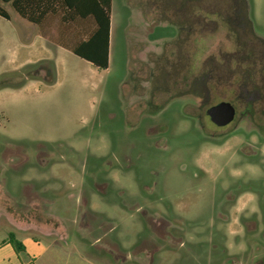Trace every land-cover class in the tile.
<instances>
[{"label":"rangeland","instance_id":"1","mask_svg":"<svg viewBox=\"0 0 264 264\" xmlns=\"http://www.w3.org/2000/svg\"><path fill=\"white\" fill-rule=\"evenodd\" d=\"M229 1L112 0L105 70L1 3V236L150 264H264L261 105L248 112L236 85L235 96L212 89L204 108L193 93L203 62L235 40L222 26L189 31L186 15L236 11ZM248 1L264 37V0ZM89 28L76 24L73 38ZM202 38L211 47L198 66ZM221 100L239 109L225 129L206 115Z\"/></svg>","mask_w":264,"mask_h":264},{"label":"flooded vegetation","instance_id":"2","mask_svg":"<svg viewBox=\"0 0 264 264\" xmlns=\"http://www.w3.org/2000/svg\"><path fill=\"white\" fill-rule=\"evenodd\" d=\"M229 2L237 5L236 11L219 13L218 11H204L200 8L194 16L186 15L187 19H195L192 21V24L190 23L189 31L194 29L195 34L203 35L205 31L209 30L207 29L209 24L214 26L212 33L222 26L229 31L228 37L230 35V39L233 40L234 38L235 40V42L232 41V45L228 46L224 52H219L217 56L215 55L212 59L209 58L203 62L205 71L201 74L200 84L194 83L193 93H200L197 96V101L200 108H204L207 105L212 89H216L217 87L221 89L227 88L231 96H235L236 88L234 87L236 85L240 90V96H246V110L251 112L259 103L261 111L264 114V37L254 31L252 20L248 16L250 11L249 1L230 0ZM237 31H240V33H237ZM235 34H245L246 37L241 39L234 36ZM230 39L227 40L230 41ZM200 44L201 48L199 49L200 53L197 60L198 66L199 64L201 65L202 57L211 47L203 38ZM228 44L225 43V45ZM220 56H223V58ZM208 62H211L210 66H208ZM223 80L225 83L222 84ZM210 83L212 86L208 88ZM222 102L232 104L236 114L234 121L225 127H218L211 122L218 129L230 127L239 116L238 107L233 102L225 100L207 107L206 113L208 109Z\"/></svg>","mask_w":264,"mask_h":264},{"label":"trees","instance_id":"3","mask_svg":"<svg viewBox=\"0 0 264 264\" xmlns=\"http://www.w3.org/2000/svg\"><path fill=\"white\" fill-rule=\"evenodd\" d=\"M1 3L11 4L21 18L39 27L52 15H58L65 24L92 22L93 31L84 37L79 35L71 51L97 69L108 68L112 0H0V17L10 20ZM8 242L15 251L24 250L14 233L9 234Z\"/></svg>","mask_w":264,"mask_h":264},{"label":"crops","instance_id":"4","mask_svg":"<svg viewBox=\"0 0 264 264\" xmlns=\"http://www.w3.org/2000/svg\"><path fill=\"white\" fill-rule=\"evenodd\" d=\"M11 19V17H10ZM23 19V18H21ZM26 21L25 19H23ZM27 22V21H26ZM29 23V22H28ZM89 23V30L86 32L84 31L85 35L91 33L94 29V24L90 21L86 22ZM31 24V23H30ZM80 24H83V22H80ZM33 25V24H31ZM36 26V25H34ZM50 26V28L48 27ZM41 27H45L47 29V32L50 35H56L55 40L64 42V45H66L68 48H72L73 44H76V40L73 38L74 28H76V23L71 24H65L60 20V17L58 15H52L49 16L43 25ZM111 33V28H110ZM72 36V38L69 37ZM53 38V37H51ZM44 235L46 232H41ZM48 234L52 232H47ZM18 239V237H16ZM67 238V236H66ZM63 237V241L65 242V246L67 248L69 247V244L67 239ZM24 247V250L21 252H17L13 249L11 244L8 242V235L1 236L0 234V264H57V263H45V261L40 262L41 257L44 254H67L68 258L65 264H150L149 257H141L137 258L136 262H133L132 260H129V255L125 257L124 254H120V252H115V254H75L72 255L70 252H63V251H57L53 253H47L43 246L41 245V242H39V239L37 238H19L18 239ZM105 244V243H104ZM32 247V248H31ZM107 253H109L104 246ZM70 250V249H67ZM74 254V253H73ZM74 258L72 261H70L71 258ZM77 257V258H75ZM137 257V256H136ZM122 260V261H121ZM142 260V261H141Z\"/></svg>","mask_w":264,"mask_h":264},{"label":"water","instance_id":"5","mask_svg":"<svg viewBox=\"0 0 264 264\" xmlns=\"http://www.w3.org/2000/svg\"><path fill=\"white\" fill-rule=\"evenodd\" d=\"M206 114L214 125L225 127L234 121L236 111L232 104L222 102L208 109Z\"/></svg>","mask_w":264,"mask_h":264}]
</instances>
